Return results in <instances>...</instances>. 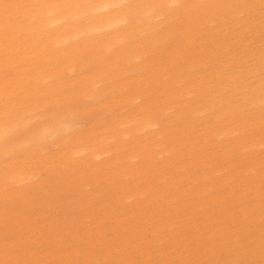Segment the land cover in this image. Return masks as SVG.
Instances as JSON below:
<instances>
[{
  "label": "bare ground",
  "instance_id": "1",
  "mask_svg": "<svg viewBox=\"0 0 264 264\" xmlns=\"http://www.w3.org/2000/svg\"><path fill=\"white\" fill-rule=\"evenodd\" d=\"M93 183L85 220L100 228L107 205L122 241L140 234L117 264H173L163 243L183 220L217 261L234 237L230 261L264 264V0H0V220L23 199L0 248L42 264L41 228H71L55 213L60 187ZM36 186L54 204L37 209ZM80 246L83 264L121 251Z\"/></svg>",
  "mask_w": 264,
  "mask_h": 264
},
{
  "label": "rangeland",
  "instance_id": "2",
  "mask_svg": "<svg viewBox=\"0 0 264 264\" xmlns=\"http://www.w3.org/2000/svg\"><path fill=\"white\" fill-rule=\"evenodd\" d=\"M76 180L77 178L74 177L75 182L83 181L82 179L77 180V181ZM67 187L68 186H65V185L60 187L62 189L61 194L59 193L60 195L58 196L60 201L57 203L58 207L55 209L56 210L55 213L58 214L59 221L62 222L60 224V227L68 223V220H71L72 222L71 228L66 229L65 232H62V233H56L57 235L52 234V230L41 228V232H38V234L41 235L40 241L43 244L42 246L43 248L41 247L40 249H43L44 251L42 255L43 256L42 264H46V263L47 264H83L79 255H76V253H73L74 251L73 249L77 248L79 245L81 246L78 249H81V247L84 246L86 247V251L84 252L86 254L91 250L99 248V247H93V246H105L106 247V242H112L115 245L114 248H121V251H115L113 253L112 259H114V261H112L113 263H110V264H117L118 263L117 260H119V258L121 257L120 255L123 253V251L125 253L127 250H130L131 246L132 248L134 247L136 241H141L140 234L138 232L133 233L130 241L127 242L125 238H124V241H122V236L120 235V232H117V231L115 232L114 230L117 226L115 224V220H116L115 214L116 213L105 215V212L109 210V208H106L108 207L107 205H103V207H100L98 205L99 203H96L99 208V210H96V214H97L96 220H104V222L102 223L103 225L100 228L97 227L96 223L85 220L86 216L88 217V215L90 214L89 208L79 209V207L81 205H87L86 204L87 202L89 203L92 202V199L96 195H98L96 193H98L101 187L100 185L93 183V185H91L89 188V189L92 188L91 189L92 191L89 190L88 192H85L82 186L81 187L74 186V187H68V188ZM184 187L187 189L188 186H184ZM35 188L36 189L32 190L30 194H36V197L34 198L33 202H34V205L37 207V209L40 207L41 203H44V204L50 203L52 205L53 201L50 198L49 193L45 192L43 187L36 186ZM13 200H15V203H12L10 206L9 205L7 206V204L4 205V207L6 208L7 207L14 208L15 206L17 207L16 209L14 208V212L11 213L12 215L10 214V216L7 217L9 220L8 219L0 220V234L1 232L6 233V229L9 228L8 226H5V225L7 224L15 225L20 220L16 218L17 216L15 213L17 212V208H21L20 204L23 203V199L14 198ZM149 200L150 198L148 196L147 201ZM106 201H107V198H106ZM106 201H104L105 203L103 202V204H106L107 203ZM199 201H202V199H200ZM116 203L118 206V212L124 210L125 216L130 215L131 213L130 209L132 208V206L129 201L128 202L124 201L123 203L122 201L118 200L116 201ZM49 207L51 206H48L47 208ZM37 209L36 208L33 209L35 212L32 210L35 213L33 216L37 215L38 217H41L40 215L36 214ZM214 211H216V207ZM218 215H220L219 212H218ZM128 219L130 221V225L132 228H134V226L136 225L137 226L139 225V223L136 222L137 221L136 217L130 216ZM75 220L79 222L84 220L82 222L84 223L85 226L82 228V222L76 224L74 223ZM38 221L36 225H40L43 223L41 222V220H38ZM48 221L49 220H45V222H48ZM190 225L191 223L186 224L185 220H183L180 222V226L178 225L177 227V229L180 230V234L178 236H174V237H172V235L166 236L169 239L163 243L164 244L163 252L168 253L166 257H168L172 261L173 264H181V262L184 261L183 259L185 258V254L187 255V258H188L187 261L188 262L190 261L189 262L190 264H247V263L248 264H258V263H262V261L260 262L259 259L255 262L248 261V260L247 261L245 260L246 261L245 262L243 261L244 260L243 258H241L243 260L230 261V259L233 257V252H235V250L233 249L234 247L233 238L234 237L230 238L227 248L221 251V254H222L221 258H219V260L217 261L216 259H214V256H213L214 252L211 250V247H210L211 244L207 243L206 239L201 238L203 240V243L200 245V248L196 249V246L198 245L195 243V241H193L194 236L191 237V235H195V232L191 229ZM103 226H105V228L108 230V235L105 240H102V238L100 237V230L102 229ZM18 227L19 226L14 228L15 233H13V235H10L12 234V232H10V234H6V237H8L10 241H14L15 238L21 234L20 233L21 231L18 230ZM16 231L19 233H17ZM56 231L58 230L56 229ZM83 231H85L87 235H82ZM215 234L218 236L219 244H221L222 241L219 237V232L216 231ZM25 236H27V234ZM182 237H184L182 241H179V242L175 241V239L182 238ZM197 237H200V235H198ZM22 238H24V236ZM248 238L249 237L245 235V242L248 241ZM195 240L199 242V239H195ZM173 242H176V244L175 243L173 244ZM44 245L46 246V248H44ZM149 247L151 249H154L152 251L153 259L147 262L159 263L161 259L165 256V253H161V251L160 252L158 251L159 250L158 245L151 246V244H149L146 250H150ZM16 248H17L16 246L14 247L11 245H6L4 249L0 248L1 249L0 254L2 252L10 251V254H13V258L15 259L14 261L11 260L10 263L11 264H21L23 262V259L21 258L18 259L17 257L18 251L16 252ZM220 248L221 246L219 245L217 249H220ZM70 251L71 253L69 254ZM47 252L48 253L50 252L53 255V257H49ZM67 254L69 255L70 258L68 257ZM117 255H119V257L116 259ZM141 257L143 256L140 254L138 258H141ZM3 259L4 257L0 258V263L3 261ZM97 264H100V262H98ZM120 264H125V263H120ZM128 264H130V262Z\"/></svg>",
  "mask_w": 264,
  "mask_h": 264
}]
</instances>
